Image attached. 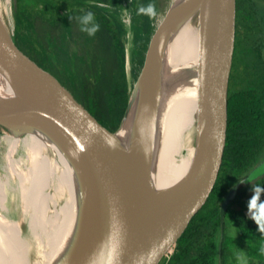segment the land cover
I'll list each match as a JSON object with an SVG mask.
<instances>
[{
    "label": "water",
    "instance_id": "95a60500",
    "mask_svg": "<svg viewBox=\"0 0 264 264\" xmlns=\"http://www.w3.org/2000/svg\"><path fill=\"white\" fill-rule=\"evenodd\" d=\"M173 4L150 38L138 78L133 82L128 74V104L115 131L101 123L52 72L22 52L0 17V71L18 89V94L0 99V126L16 136L47 129L75 175L70 231L74 236H66L50 264H160L213 189L226 143L237 0H179ZM15 7L17 11V0ZM199 10L203 12V34L193 164L179 182L152 191L144 182L158 150L159 94L164 87L158 78L160 43ZM139 83V105L130 142L124 145L116 133L129 114ZM263 175L264 158L221 203L218 264H222L230 202L240 187L251 186Z\"/></svg>",
    "mask_w": 264,
    "mask_h": 264
},
{
    "label": "trees",
    "instance_id": "16d2710c",
    "mask_svg": "<svg viewBox=\"0 0 264 264\" xmlns=\"http://www.w3.org/2000/svg\"><path fill=\"white\" fill-rule=\"evenodd\" d=\"M27 2L31 7L29 14L33 25H36L38 16L49 29L50 39L45 36L42 38L46 44H49L51 39L54 41L53 33H56V29L63 28L67 29L73 40L79 41L81 52L76 55L74 63L76 69H74L66 41L60 48L56 46V52L68 64L65 67L55 63L47 53L46 46L40 42H33L24 37L15 39L17 46L61 80L101 123L113 131L117 130L123 119L129 96L126 43L123 38L126 30L120 22H115L113 15H109L111 6L116 7L118 0H28ZM149 2L152 0L135 3L133 10L135 43L140 47L144 45L141 35L150 31L152 22L148 16L138 15L137 9ZM102 3L111 5L106 6ZM238 4L243 5L246 15L249 9L250 14L255 13L257 19L264 23V15L260 10V7H264V0H238ZM88 11L95 14L96 22L100 25L94 36H89L87 32L81 30L79 18ZM253 41L246 33L241 44L245 43L243 50L247 56L256 53L257 60L249 64V71L255 69V79L245 87L230 82L226 143L213 189L207 201L193 216L185 232L174 245L173 251L168 253L160 264H218L221 203L230 189L264 158V37L256 44ZM15 94H18L17 87L7 79L3 99ZM40 131H43L47 137L38 135ZM40 131H28L20 136L4 132L10 140L14 154L16 153L15 157L18 155L16 159L38 187L47 185L48 181L39 180L36 174L51 170V149L59 152L58 145L50 132L45 128H41ZM62 159L65 169H70L66 180L58 181L61 186L67 185L70 192L67 204L61 207L65 211L73 201V185H75L68 181V178H73L74 183L75 175L73 166ZM27 161L34 165L35 172L29 170ZM257 184L264 185V175L251 186L240 187L236 197L243 189L254 188ZM42 194L45 195L43 192ZM236 197L230 202L226 211L222 264H238L235 259L244 243L247 254L264 264V232L259 231L258 225L249 217L247 210L235 205ZM259 197L264 201V193ZM5 214L0 197V264H19L18 254L22 241L16 238L11 229L16 230L14 224L2 220ZM229 219L236 224L237 232L228 226Z\"/></svg>",
    "mask_w": 264,
    "mask_h": 264
},
{
    "label": "bare ground",
    "instance_id": "6f19581e",
    "mask_svg": "<svg viewBox=\"0 0 264 264\" xmlns=\"http://www.w3.org/2000/svg\"><path fill=\"white\" fill-rule=\"evenodd\" d=\"M178 1L173 0L172 3L175 4ZM111 8L125 26L126 33L132 42L133 34H135V25L130 18L128 6L124 5L122 8L120 6L118 10H115L116 7L111 6ZM0 17L6 24L1 10ZM202 18L203 12L197 11L176 30L166 35L160 43L161 47L162 44L168 46L170 52L165 58L158 76L160 82L164 84L159 94V98L162 97V102L160 103L161 108L157 122L158 150L156 158L150 164L149 173L144 182L145 187L150 188L152 191L167 188L179 182L188 174L190 166L193 164L198 98L197 68L202 54ZM12 24V29L14 30L16 27L15 20ZM6 27L12 33V29L7 24ZM161 59L160 61H162ZM7 79L0 71V99H3ZM138 94L140 95L141 91L134 93L131 104V110L134 108V112L131 113L123 131L122 138L124 141L122 143L124 145L130 142L133 120L138 109ZM0 134V169L3 173L0 175V197L3 209L4 211L6 210V202L10 197L8 191V185H10L12 189L16 190V193H19V188L21 187L22 197L27 207L37 211L47 197L40 190L37 192L39 189L37 184L16 159V153L14 154L12 145L8 138L6 139L5 133L0 130ZM4 142L5 145H3ZM13 175L17 176V182L13 181ZM25 181H30L29 186L24 185ZM5 213L7 214L6 211ZM35 217L38 218V214H35L32 220ZM14 226L17 229L15 224ZM56 238L59 239L60 236L56 235ZM62 245L63 243L55 246L52 243L47 249L48 251H44L48 258L45 264L51 263Z\"/></svg>",
    "mask_w": 264,
    "mask_h": 264
},
{
    "label": "rangeland",
    "instance_id": "374dc122",
    "mask_svg": "<svg viewBox=\"0 0 264 264\" xmlns=\"http://www.w3.org/2000/svg\"><path fill=\"white\" fill-rule=\"evenodd\" d=\"M27 1L28 0H17L18 10L16 11L15 0H0V10L2 12V16L4 17L6 24L10 29H12V25H13L12 23H14L15 20L16 27L14 30L12 29V35L15 37V39L26 37L32 40L33 42H40L41 44L46 46V48L48 49L47 53H49V56L53 59V61H55V63L60 64L63 67H65V65L68 66V64L67 62L63 61V58L59 56L58 52H56L57 49L56 46L60 48L62 46V43L66 41L69 54L71 55L72 58L71 59L72 66L74 69H76V67L74 66L75 58L77 53L81 52L80 44L78 43L79 41L73 40L68 34L67 29L62 28V29H56V33H53L54 41L53 39H51L49 44H46L42 38L43 36H45L48 40L50 39L49 29H47L45 22L38 16L36 17V25H33L32 17H30L29 14V12L31 11V7L29 6ZM141 1L142 0H118V3H116L117 5L115 10H118L120 6L121 8L124 5L128 6L130 10V18L134 22V17H135V12H133L134 6L136 5L135 3L140 4ZM172 1L173 0H152V2L156 6V15L150 18L152 22V27L150 28V31L147 32V34L143 33L142 34L143 36H141V38H143L142 42H144L143 46L141 47L136 46L135 43L136 32L135 34H133L132 42L130 41V38L128 37L127 33L123 37L126 43L127 74L130 75V80L133 82L135 79L138 78L143 68L150 38L153 35L154 31L156 30L158 24L161 23L162 19L169 11ZM103 7L105 8V6ZM107 9L109 8L107 7ZM112 10L113 9L111 8V12L109 11V15L111 14L114 16V17L112 16V18L115 20V22L118 23L120 22L122 24L120 19L113 13ZM260 10L264 15V7H260ZM9 11H11L10 14ZM252 15H254V13L249 14V16ZM43 27H45L46 29H44ZM169 52H170V48L165 44H162L160 50V59L162 58L161 59L162 61L159 62V72L161 71L160 69L164 63L165 58L168 56ZM141 88L142 85L141 83H139L137 89L135 90V93L141 91ZM138 96L140 98L139 94ZM138 105H139V101H138ZM133 112H134V108L131 110L130 107V111L127 118L125 119L121 128H119L118 132L116 133V136L120 142L124 141V139L122 138L123 131L126 127L127 120L129 119L131 113ZM0 130H2L3 132L5 131L9 132V130H7L2 126H0ZM7 138L8 137H6V139ZM3 145H5V142ZM16 157H18V155H16ZM61 169H59V172L61 171ZM2 174H3L2 170L0 169V175ZM12 179H14L13 181L15 182L18 181L16 175H13ZM68 181L74 184L73 178H68ZM77 181L79 187V179ZM29 184L30 181L24 182L25 186H29ZM8 187H9L8 191L10 193V197L6 202V207H5L6 209L5 211L7 212V214H5L6 216L2 217V220L6 222L8 220L9 223H14L17 226L16 230L14 228L11 229L15 234L16 238L22 241L21 249L18 254V256H20L19 264H45L48 261L46 252L48 251L47 249L49 248V246L52 245V243L55 246H59L61 243L64 242L66 236L67 237L74 236V234L72 235V233H70L73 223V218L75 215L74 199L67 210L64 211L61 209L63 205L67 204L68 199L70 197V192L68 191L69 188L67 185H62V186L59 185L58 178L56 177L50 178L47 182V185L39 186L38 188H40V192L42 191L43 193H45L47 197L42 203L40 209H38L40 211L39 212L38 210L35 211L27 207V205L25 204V200L22 197L21 187L19 188L20 189L19 193H16V190L12 189L10 185H8ZM253 189L254 188L243 189L242 191H240V194L238 197H236V201H235L236 206L247 210V214L249 215L250 218H251V212L253 210H250L248 205L250 198L254 194ZM74 190H75V185H74ZM258 202H261L260 197ZM35 214H38V218L35 217V219L32 220ZM25 221H27L28 223ZM227 223L228 226L231 227L234 232L238 231L236 224L234 223L233 220L229 219ZM56 235L60 236V238L57 239ZM41 239L43 240L44 244L42 243ZM29 243L32 245H30ZM242 247L239 255L235 259L238 264H261L257 259H254L247 254L245 243L243 244Z\"/></svg>",
    "mask_w": 264,
    "mask_h": 264
},
{
    "label": "flooded vegetation",
    "instance_id": "af4514ba",
    "mask_svg": "<svg viewBox=\"0 0 264 264\" xmlns=\"http://www.w3.org/2000/svg\"><path fill=\"white\" fill-rule=\"evenodd\" d=\"M248 12L250 14L249 9ZM249 14H245L243 5H239L237 0L236 41L230 74V82L233 81L236 86L242 87H245L247 84H249L250 81H254L255 69L249 71V64H252L257 60L256 53L252 55L249 54L247 56L246 52H244L243 48L245 46V43L241 44L243 41V36L247 33L254 40V44L259 42V40L264 37V23L257 19L255 13L252 16H249Z\"/></svg>",
    "mask_w": 264,
    "mask_h": 264
},
{
    "label": "clouds",
    "instance_id": "9594fccd",
    "mask_svg": "<svg viewBox=\"0 0 264 264\" xmlns=\"http://www.w3.org/2000/svg\"><path fill=\"white\" fill-rule=\"evenodd\" d=\"M102 6V5H101ZM138 15H146L152 18L156 15V6L153 2H149L147 5H141L137 9ZM82 25L81 30L87 32L89 36H94L99 30V23L96 22L95 14L92 11L84 13L79 18ZM255 173L251 175V178H255ZM253 196L249 200V209L251 212V218L255 220L258 225L259 231L264 232V201L258 202L261 193H264V185H255L253 189Z\"/></svg>",
    "mask_w": 264,
    "mask_h": 264
},
{
    "label": "crops",
    "instance_id": "0c3cea01",
    "mask_svg": "<svg viewBox=\"0 0 264 264\" xmlns=\"http://www.w3.org/2000/svg\"><path fill=\"white\" fill-rule=\"evenodd\" d=\"M58 150L60 153L55 152V151H53V149H51L50 161H51V164H54V162L55 163L58 162L60 165L59 166L57 165L56 167L51 166L50 167L51 170L48 172L45 170L44 172H39L38 174L35 173L38 176L39 180L41 179L42 181H48L50 178L56 176V178H58V181L60 182L63 179L66 180V177H68L67 173L70 172V169H68V170L65 169L63 162H62V160H63L62 158H64L67 162H68V160L66 159L64 154L60 151L59 147H58ZM68 164H70V163L68 162ZM28 166H29L28 168H29V170H31V172H35L34 171V165H32L30 162H28ZM59 169H61L60 172H59Z\"/></svg>",
    "mask_w": 264,
    "mask_h": 264
},
{
    "label": "built area",
    "instance_id": "2783aa9c",
    "mask_svg": "<svg viewBox=\"0 0 264 264\" xmlns=\"http://www.w3.org/2000/svg\"><path fill=\"white\" fill-rule=\"evenodd\" d=\"M102 5H106V6H108V4H103V3H102Z\"/></svg>",
    "mask_w": 264,
    "mask_h": 264
}]
</instances>
